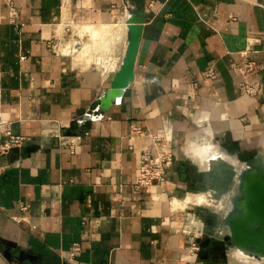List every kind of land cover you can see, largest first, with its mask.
<instances>
[{
  "label": "crops",
  "instance_id": "crops-1",
  "mask_svg": "<svg viewBox=\"0 0 264 264\" xmlns=\"http://www.w3.org/2000/svg\"><path fill=\"white\" fill-rule=\"evenodd\" d=\"M131 26L133 79L102 107ZM5 126L23 140L0 155V264L233 260L205 158L264 153V0H0V142ZM151 137L174 160L148 195L132 184Z\"/></svg>",
  "mask_w": 264,
  "mask_h": 264
},
{
  "label": "water",
  "instance_id": "water-1",
  "mask_svg": "<svg viewBox=\"0 0 264 264\" xmlns=\"http://www.w3.org/2000/svg\"><path fill=\"white\" fill-rule=\"evenodd\" d=\"M128 29L127 47L109 88L101 95L102 107L118 102L133 79L138 37L133 26ZM209 157L205 158L208 169L217 177H212L206 199L223 211L217 221L227 231L234 251L260 264L264 261V153H258L253 164L238 167L223 151Z\"/></svg>",
  "mask_w": 264,
  "mask_h": 264
},
{
  "label": "built area",
  "instance_id": "built-area-1",
  "mask_svg": "<svg viewBox=\"0 0 264 264\" xmlns=\"http://www.w3.org/2000/svg\"><path fill=\"white\" fill-rule=\"evenodd\" d=\"M9 20L14 22L16 9L10 2L8 4ZM239 74L244 75L246 73L255 71L259 66L251 60L244 59L242 62L236 65ZM203 79H214L216 77V71L211 66L200 73ZM244 95L248 97H257L260 93L259 82L241 81L239 83ZM5 141L0 142V155L6 153L12 146L19 144L23 137L14 135L11 133L8 126L3 128ZM134 133L137 136L142 135L140 127H134ZM151 143L141 150L139 157V170L135 181L132 184L133 189H143L148 195L151 189L162 182L168 181L170 177V169L174 160V153L170 146L164 143L158 137H151ZM22 210L26 209V206H21ZM81 250V244L79 242L73 243L68 250L69 258H73ZM199 250V246L192 243L189 246V253L193 255Z\"/></svg>",
  "mask_w": 264,
  "mask_h": 264
},
{
  "label": "rangeland",
  "instance_id": "rangeland-1",
  "mask_svg": "<svg viewBox=\"0 0 264 264\" xmlns=\"http://www.w3.org/2000/svg\"><path fill=\"white\" fill-rule=\"evenodd\" d=\"M201 199V198H200ZM204 199V198H203ZM203 199L201 201H203ZM235 252V251H234ZM238 253V252H237ZM234 255V253H233ZM238 255H241L240 253H238ZM235 256V255H234ZM243 256V255H242ZM223 261H221V263L219 264H225L224 261H226L227 264H246L247 263H253L252 261H246V260H242L240 258L234 257L233 260L229 259L228 257H222ZM242 260V261H241ZM218 264V262H217Z\"/></svg>",
  "mask_w": 264,
  "mask_h": 264
},
{
  "label": "bare ground",
  "instance_id": "bare-ground-1",
  "mask_svg": "<svg viewBox=\"0 0 264 264\" xmlns=\"http://www.w3.org/2000/svg\"><path fill=\"white\" fill-rule=\"evenodd\" d=\"M197 150V149H196ZM202 151H206V150H204V148H203V150ZM208 151V150H207ZM196 152H198V151H196ZM213 152V151H212ZM207 153V152H206ZM211 153V152H210ZM216 153V152H215ZM203 154V153H202ZM217 154V153H216ZM195 155H196V153H195ZM210 155V154H209ZM213 156H215V155H213ZM209 157V156H208ZM203 198H201V199H199V201H201ZM240 253L239 251H235L234 252V255H235V257H237V258H240V259H242V260H246V261H252L253 263H256V264H258L259 262L258 261H256L255 259H252V258H249V257H247V256H245V255H243L242 253H240L241 255H238V253ZM243 255V256H242Z\"/></svg>",
  "mask_w": 264,
  "mask_h": 264
},
{
  "label": "flooded vegetation",
  "instance_id": "flooded-vegetation-1",
  "mask_svg": "<svg viewBox=\"0 0 264 264\" xmlns=\"http://www.w3.org/2000/svg\"><path fill=\"white\" fill-rule=\"evenodd\" d=\"M228 242H229L230 246H232V243L230 242L229 237H228ZM246 264H251V263L246 262ZM252 264H256V263H252ZM260 264H264V261H262V263H260Z\"/></svg>",
  "mask_w": 264,
  "mask_h": 264
}]
</instances>
